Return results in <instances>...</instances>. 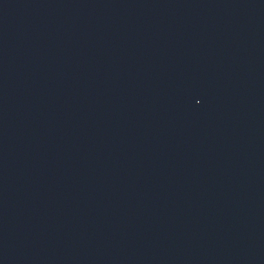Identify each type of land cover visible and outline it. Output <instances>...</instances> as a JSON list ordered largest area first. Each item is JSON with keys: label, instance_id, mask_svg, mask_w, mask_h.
Segmentation results:
<instances>
[{"label": "water", "instance_id": "1", "mask_svg": "<svg viewBox=\"0 0 264 264\" xmlns=\"http://www.w3.org/2000/svg\"><path fill=\"white\" fill-rule=\"evenodd\" d=\"M0 264H264V0H0Z\"/></svg>", "mask_w": 264, "mask_h": 264}]
</instances>
